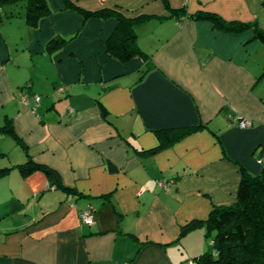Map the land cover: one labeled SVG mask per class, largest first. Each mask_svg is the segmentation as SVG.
Returning a JSON list of instances; mask_svg holds the SVG:
<instances>
[{
    "label": "crops",
    "instance_id": "obj_1",
    "mask_svg": "<svg viewBox=\"0 0 264 264\" xmlns=\"http://www.w3.org/2000/svg\"><path fill=\"white\" fill-rule=\"evenodd\" d=\"M46 1L52 14L36 27L20 6L0 23V126L10 119L21 141L0 134V170L11 169L0 179V264H189L209 241L198 229L179 242L182 228L235 202L241 167L262 170L264 41L254 27L227 33L188 16L264 32V0H67L79 11ZM103 9L150 17L136 28L143 56L108 54L116 19L80 12ZM55 37L67 42L49 54ZM21 94L41 97L36 113ZM242 119L253 125L239 129ZM197 126L138 154L159 146L156 131ZM23 145L71 190L43 172L23 178Z\"/></svg>",
    "mask_w": 264,
    "mask_h": 264
},
{
    "label": "trees",
    "instance_id": "obj_2",
    "mask_svg": "<svg viewBox=\"0 0 264 264\" xmlns=\"http://www.w3.org/2000/svg\"><path fill=\"white\" fill-rule=\"evenodd\" d=\"M64 3L66 8L80 10L67 0H64ZM9 6L22 7L23 17L30 27H36L43 18L52 14L46 0H0V23L10 17L6 13V8ZM80 12L83 13L85 19L108 17L116 19L117 28L105 43L110 56L126 63L136 56L144 55L137 44L136 28L139 24L149 20L150 17L131 19L110 9L94 12L81 10ZM174 13L178 14V12ZM188 18L195 21H211L216 28L227 33H240L247 28L254 27L255 35L264 41V32L257 25L226 23L210 13L189 15ZM66 42L60 37L53 38L47 44V52L51 54L57 51ZM200 128L202 126L156 131L160 139L159 146L150 151H138V154L140 156L154 155ZM1 133L13 136L21 144L10 119L7 120L4 126H0ZM23 149L28 159L25 163L17 166L23 178H27L36 172H43L55 182L57 187L67 192L71 190L62 184L57 171L35 162L24 145ZM261 162L263 163L262 170L257 175H252L241 167L242 176L235 202L228 206H215L207 220H196L182 228L179 242L189 233L198 229L205 231V236L209 241L207 250L200 256L195 257L189 264H264V161ZM10 172V168L1 169L0 179Z\"/></svg>",
    "mask_w": 264,
    "mask_h": 264
},
{
    "label": "built area",
    "instance_id": "obj_3",
    "mask_svg": "<svg viewBox=\"0 0 264 264\" xmlns=\"http://www.w3.org/2000/svg\"><path fill=\"white\" fill-rule=\"evenodd\" d=\"M21 103L25 106H29L31 107V110H33V112L36 111L37 109V105L40 104L41 101V97L37 96L33 98V102L34 104L31 105V100L28 97L27 94H21ZM70 112H73L72 109H70ZM253 125V122L251 120H247V119H242L239 123H238V127L241 130H245L248 129L249 127H251ZM162 187L166 186L165 182L161 183ZM81 220L83 223L87 224V225H92L94 222V216L90 211H85L81 214Z\"/></svg>",
    "mask_w": 264,
    "mask_h": 264
}]
</instances>
